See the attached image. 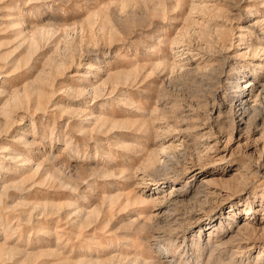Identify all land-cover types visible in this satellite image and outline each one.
<instances>
[{
  "label": "rangeland",
  "instance_id": "rangeland-1",
  "mask_svg": "<svg viewBox=\"0 0 264 264\" xmlns=\"http://www.w3.org/2000/svg\"><path fill=\"white\" fill-rule=\"evenodd\" d=\"M263 86L264 0H0V264H264Z\"/></svg>",
  "mask_w": 264,
  "mask_h": 264
},
{
  "label": "bare ground",
  "instance_id": "bare-ground-1",
  "mask_svg": "<svg viewBox=\"0 0 264 264\" xmlns=\"http://www.w3.org/2000/svg\"><path fill=\"white\" fill-rule=\"evenodd\" d=\"M237 86H238V87H241V85L238 84V83H237ZM262 88H264V86H263ZM236 102H237V101H236ZM239 102H240V101H239ZM242 104H243V103H242ZM244 104H245V103H244ZM246 108H247V107H246ZM246 108H245V109H246ZM249 109H250V105H249ZM240 111H241V110H240ZM247 112H248V111H247ZM245 113H246V112H245ZM177 190H178V188H177ZM166 197H167V196H166ZM172 198H173V197H172ZM166 199H168V198H166ZM171 200H172V199H171ZM174 200H179V199H174ZM159 202H160V201H159ZM171 202H172V201H171ZM177 202H178V201H177ZM173 203H174V202H173ZM175 204H176V203H175ZM174 207H175V206H174ZM173 209H174V208H173Z\"/></svg>",
  "mask_w": 264,
  "mask_h": 264
}]
</instances>
